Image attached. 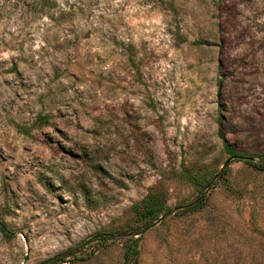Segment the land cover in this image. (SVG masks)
I'll return each mask as SVG.
<instances>
[{"label": "rangeland", "instance_id": "rangeland-1", "mask_svg": "<svg viewBox=\"0 0 264 264\" xmlns=\"http://www.w3.org/2000/svg\"><path fill=\"white\" fill-rule=\"evenodd\" d=\"M223 142L264 153V0H0V264H264V170Z\"/></svg>", "mask_w": 264, "mask_h": 264}, {"label": "trees", "instance_id": "trees-1", "mask_svg": "<svg viewBox=\"0 0 264 264\" xmlns=\"http://www.w3.org/2000/svg\"><path fill=\"white\" fill-rule=\"evenodd\" d=\"M224 150L229 154L230 157L239 158L244 163L250 165L251 167L257 170H264V153L253 155L249 153L235 152L233 151L226 143L223 142ZM254 156L258 157L257 161H254ZM224 171V168L221 172ZM180 178L187 181L193 185L200 193L205 192L208 188V179L206 174L204 175H195L190 173L188 170L180 171ZM202 203V198H200L198 204L195 207H198ZM191 205H187L185 208H191ZM194 208V207H193ZM171 207H166L160 200L159 192L152 188L147 191L146 195L139 201L133 203L130 207V210L133 214V224L130 225L128 232L124 233L125 239V249L123 252V262L128 260L135 261L137 257L136 246L137 240L141 232L148 228L154 219H156L162 210H170ZM0 230L3 234H6V228L4 223L0 220ZM64 253L54 254L48 258L42 259L35 264H54L61 260Z\"/></svg>", "mask_w": 264, "mask_h": 264}]
</instances>
